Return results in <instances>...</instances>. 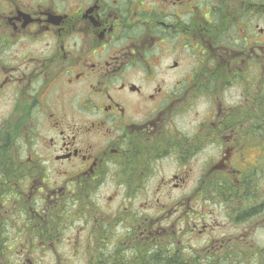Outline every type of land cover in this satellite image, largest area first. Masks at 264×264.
Listing matches in <instances>:
<instances>
[{"label":"flooded vegetation","instance_id":"1","mask_svg":"<svg viewBox=\"0 0 264 264\" xmlns=\"http://www.w3.org/2000/svg\"><path fill=\"white\" fill-rule=\"evenodd\" d=\"M259 173L264 0H0V259L77 217L139 264H250Z\"/></svg>","mask_w":264,"mask_h":264},{"label":"rangeland","instance_id":"2","mask_svg":"<svg viewBox=\"0 0 264 264\" xmlns=\"http://www.w3.org/2000/svg\"><path fill=\"white\" fill-rule=\"evenodd\" d=\"M233 94L237 95L236 91H233ZM208 116V113L204 111V109H201V111L197 114L195 112L188 113L186 117L180 120L179 124L182 127H189L188 131L191 132L192 129L196 126V121L199 120L201 117ZM263 176L264 180V174L259 173L254 176V184H258L259 178ZM189 184V183H188ZM190 185V184H189ZM110 185L107 187L102 188L98 194L92 193L93 197L90 199L93 202L95 211L104 210L108 208V198L114 197L115 194L123 195L121 192H111L109 190ZM186 196V193L182 192ZM182 193L178 192L175 195V198L178 199L182 196ZM151 195V194H150ZM206 200V198H204ZM210 200V199H209ZM123 201V198L120 196L118 197L115 202L111 205L112 208H116L121 202ZM207 207H210L212 211L215 212L213 215L214 218H217V220H222L224 218V211L227 209L221 208V207H214L211 204L207 205ZM220 211L222 213L220 214ZM93 215H98V213H95ZM1 220V218H0ZM75 220V227L73 228V231L68 233V230H66L65 238L60 239H54L53 241L47 240V243H42L40 241L39 246L33 250V254H24L23 257L17 256V252H21L19 247L18 249L14 250L13 252H10L7 250L6 254V260L0 259L5 264H32V261L38 262L39 264H91L90 261V254L93 255L94 252L97 253V251L103 252L106 251L107 255L105 256L104 260L107 262V264H139L137 260L131 254L128 255H122L121 252L122 249L120 247L114 249L112 245L106 247L104 245H101L99 248H96L97 244H101V238L99 240H96L95 237H92V243H94L92 246H89V239H90V232L92 230H96V227H92L89 229L87 227L84 219H73ZM92 222L95 223V221L92 219ZM110 222V221H109ZM112 223V222H111ZM14 224L11 225L7 224V228H11ZM21 227L22 225L15 224L14 228L17 229ZM238 227V224L237 226ZM57 232L56 229H54V233ZM256 231H254L255 233ZM13 234V232H11ZM19 233L14 234V238L23 239L25 237L29 238L31 233H22L19 235ZM231 233V231H230ZM252 232L250 236V243L253 245V248L257 249H263L260 256H251L250 258V264H264V225L262 229L257 230V233L254 235ZM19 235V236H18ZM34 235V234H33ZM244 235L238 233L237 237H242ZM24 240V239H23ZM88 243V246L86 247ZM12 242H9L8 245H12ZM1 250V249H0ZM19 250V251H18ZM253 254V251L251 252V255ZM30 255L32 257H30ZM101 255V254H100ZM242 259V256H240Z\"/></svg>","mask_w":264,"mask_h":264}]
</instances>
